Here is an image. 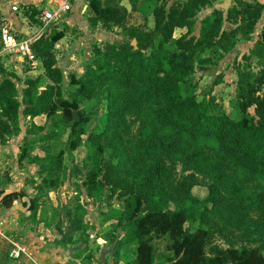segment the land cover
Listing matches in <instances>:
<instances>
[{"label": "trees", "instance_id": "16d2710c", "mask_svg": "<svg viewBox=\"0 0 264 264\" xmlns=\"http://www.w3.org/2000/svg\"><path fill=\"white\" fill-rule=\"evenodd\" d=\"M214 3L128 0L132 12L144 18V24L130 26L124 0H94L91 27L112 33L117 29L125 41L94 47L95 60L85 74L71 76L76 89L70 99L55 100L64 80L56 55V45L66 35L60 27H53L50 36L39 35L31 46L44 70L43 89V79L27 80L20 102L12 81L16 77L2 81L0 76V149L19 129L23 107V116L30 118L28 135L44 131L35 119L45 116L52 130L42 139L52 141L69 132V153L86 145L93 154L86 166L87 197L95 203L105 197L121 201V208L108 211L106 223L113 222L111 230L123 233L116 242V257L130 254L136 258L133 264H264V30L254 50L261 63L258 71L250 67V56L236 69L231 114L213 95L217 80L202 93L200 87L201 79L219 64L206 53H229L239 41H250L264 5L234 0L226 15L215 10L205 18L195 36L198 15ZM25 15L38 23L42 11L30 8ZM177 30L186 33L175 39ZM103 100L107 113L91 130L90 111ZM102 145L113 159L105 164L97 148ZM46 152V157L30 162L40 167L41 183L32 180L37 192L59 189L67 175L66 152ZM29 157L30 151L23 149L21 168ZM177 164L191 172L178 184L173 177ZM198 176L208 182L204 200L192 192L203 186ZM3 186L0 180L3 209L29 196L26 191L4 196ZM39 206L34 197L29 206L33 220ZM86 213L81 204L68 210L70 234H62L63 245L72 243L71 233L86 230ZM213 219L245 229L239 238L246 245L232 242L227 249L208 252ZM195 225V231L190 229ZM155 238L168 240L171 256L156 254Z\"/></svg>", "mask_w": 264, "mask_h": 264}, {"label": "rangeland", "instance_id": "374dc122", "mask_svg": "<svg viewBox=\"0 0 264 264\" xmlns=\"http://www.w3.org/2000/svg\"><path fill=\"white\" fill-rule=\"evenodd\" d=\"M233 1L234 0H215L213 7L204 9L197 17V26L194 30V35L197 37L199 36L202 21L208 16H210L215 10L223 11L226 15L231 7L230 4H232ZM124 6L129 11L128 22L130 26L144 24V18L141 17L139 14L132 12V8L128 4V0H124ZM39 22L42 25L41 17L39 18ZM261 25L262 23L260 24V26ZM149 26L153 27L152 19H149ZM185 33L186 30H177L175 33V39H178ZM117 34L119 39L117 40L116 38L112 37L111 43H124L125 40L122 36L121 31L119 32L117 30ZM261 34V28L258 27L256 28L255 33L253 34L252 39L250 41H239V43L236 44L234 50H232L231 52L225 53L221 49H215L212 52H207L205 55V57L207 56L217 59L219 64L216 68L210 69L209 73L201 79V93L203 92V90H207L206 86H210L214 80H217L220 85H218V87L214 89L213 95L220 100L222 106L225 107L229 114L232 113L230 104L231 102H234L236 100V89L238 82L236 69L239 67V65L241 66L245 64L243 58L245 56L251 57L249 65L253 71H258V69L260 68L261 63L256 56V51L254 50L257 46V42L261 38ZM20 41L24 40L20 39ZM102 45L103 43H98V45H95V47ZM94 60L95 57H92L91 63L84 66L83 74L87 71V68L93 63ZM29 62L33 63L32 61ZM39 68L41 69V73L32 76L33 78L43 79L41 87L43 89L45 86L44 84L46 82V79L43 77V75H41L43 74L42 68ZM83 74L81 73V75L75 76L77 78H80ZM71 76H69L64 81L62 87L57 91L55 96L56 101L70 99V94L76 89V87L71 84ZM18 89L19 93L21 94L22 90L24 89V86L20 84L18 85ZM83 107L85 108V105ZM23 110L24 107L21 108L20 112L21 116L19 129L15 130L16 133L9 138V143L11 144L10 147L13 146L15 152L13 153L12 158H10L12 162H8L9 165L6 169L7 175L9 176V173L14 171V168H17V160L19 159L22 150L26 148L28 151H30V157L27 158L25 162L26 166L24 168V172H26L27 175H21L24 181L23 179L19 180L18 178L20 177L17 176L19 182H22L23 185H25L23 191L29 193L28 197L18 200L20 204L19 207H21L20 213L23 216L19 217L22 223L25 224L26 221H28L27 223L29 224V226L32 227L34 232L36 231L34 235H36L37 232H45L46 235L43 236H48L46 241L48 245L51 246V248L56 250H59V248H61L64 252H67L68 254L66 253L63 255V258L67 260V264H133L136 258L130 254L125 255L124 252H122L119 258L116 257V242L119 236H122L123 233L121 232V230H118L117 232L111 230L110 225L114 224L113 222L106 223L108 211L112 208H121V201L116 199L110 201L109 197H105L102 202L95 203L87 197L84 188V182L87 174L86 166L88 165V162H90L89 159L91 157L92 151L86 145H82L78 149V151L74 153H69L67 151L69 132L60 134V136H58L52 141L42 139L44 135L50 133L52 130L51 120L47 119L45 116L38 118L36 119L37 121H35L37 125L43 127L44 131L40 135H28V130L30 129L31 125H29L28 123L29 120L27 121V119L22 115ZM106 113V102L103 100L100 106L94 107L92 111H90L91 130L95 129L99 125V119L103 117ZM132 120L133 119H130L129 123L132 124ZM86 140L87 137L84 138V141ZM97 148L100 150L101 156H103L100 157L102 164H105L110 159H112V154L106 150L105 146L102 145ZM48 149H50L52 154H56L59 151L66 152V179L63 186L59 189H47L41 192H37L33 188L32 180H37L38 183H41V179L37 175L40 167L39 165L32 164L30 162L35 157H46V151ZM13 164L15 167H13ZM76 169L80 171V174L77 173ZM175 169L176 171L173 174V177L175 179L176 184L182 182L183 176L186 177L191 174V172H183L180 164H177ZM0 173H4V170L1 169ZM198 178L201 184H203V186L195 187L192 192L195 197L200 200H204L208 196V189L205 187L204 184H207L208 182H206L205 180H203V178L199 176ZM34 197L39 199L40 205L37 220H33L31 213L28 211V208ZM77 204L83 205L86 209L87 213L84 220L86 230L81 233H71L70 236L72 237V243L70 245L65 246L63 245L64 239L62 238V234H70V225L67 217V212L69 209L74 208ZM26 214L28 215L27 218ZM254 217V220H257V217L255 215ZM17 227L19 228L18 224L14 226V228ZM196 228L197 225L191 227L190 229L195 231ZM211 232L212 239L208 247V252H210V250L213 248L227 249L232 242L236 243V247L246 245V243L239 238L243 235L244 232H246L245 229L240 230L237 228H230L229 226H226L222 221L218 219H213V227L211 229ZM9 237H12V242H20L18 237H14L10 234ZM255 240H257V237H255ZM167 244L168 240H166L165 238H155L153 240V245L155 247L156 254H164L167 256H171V254L166 249ZM11 248L12 244L6 241V243L4 244V251L2 252L3 258H6V262L3 261L1 264H8V262H11L12 264L16 263L12 262L9 258ZM67 257L69 258L67 259Z\"/></svg>", "mask_w": 264, "mask_h": 264}, {"label": "crops", "instance_id": "0c3cea01", "mask_svg": "<svg viewBox=\"0 0 264 264\" xmlns=\"http://www.w3.org/2000/svg\"><path fill=\"white\" fill-rule=\"evenodd\" d=\"M93 1L94 0H75L71 13L65 16L62 22L56 23L49 28H43L44 25H41L40 22H30L25 13L30 8H35L42 12L46 10L51 11L57 7L56 0H0V29L5 25L12 26L13 33L17 36L18 40H34L43 33H48V36H50V31L52 32L53 27H60L61 30L65 29V38L56 45L57 67L63 73L64 83V81L71 75H77L78 73H80L78 75H81V73L83 74L84 66L90 64L92 61V52L95 45H98V43L114 44L111 43V38L114 37L117 40L119 39L117 36V29L112 33L101 28L95 30L91 27L89 16L94 12L92 8ZM246 1L249 3L253 1L259 2L264 5V0ZM230 5L232 6V4ZM14 7L18 8L17 12L13 10ZM261 23L262 25L260 26ZM258 27L261 28L262 33L264 30L263 14L262 19L257 25V28ZM0 65L3 71L0 72L1 80L3 81L15 76L16 79L14 78L12 81L17 85V88L18 85L22 84L24 89L26 88V81L37 79L33 78L32 75L40 74L41 69L39 67L42 68L41 62L38 59L33 63H30L28 59H24L21 56H10L5 52L1 41ZM22 93H19L20 102H22ZM27 119L30 120V118ZM35 121L37 120L35 119ZM10 145L11 144L8 142L0 149V170L3 169L4 173L6 172L5 175L4 173H0V180L4 184L3 188L5 189L4 196L23 192L25 185H23L22 182H19V180L23 179L21 175H27L26 172H24L25 167L21 168L19 166V159H15L17 160V168H14V171L10 172L9 176L7 175L6 169L9 165L8 162L11 161L10 158H12L13 153L15 152L14 147H10ZM13 167H15L14 164ZM17 176L20 177L18 178L19 180L17 179ZM19 206V202L16 201L11 209H3L0 207V264L3 261L6 262V258H3L2 253L4 251V244L6 241L8 243L12 242V237L10 238L9 234L18 237L20 240L19 244L27 252V255L21 262H16L14 264H32V261H35L38 264H67V260L63 258V255L67 252H64L61 248H59V250L51 248L46 241L48 236H43L46 235L45 232H37V234L34 235L36 231H33L32 227L27 223L28 221H26V225L22 223L19 217L23 216L20 213L21 207ZM16 214L21 216H17ZM27 217L28 215L26 214V218ZM17 224L19 225V228H14ZM68 258L69 257H67V259ZM8 264L12 263L8 262Z\"/></svg>", "mask_w": 264, "mask_h": 264}, {"label": "built area", "instance_id": "2783aa9c", "mask_svg": "<svg viewBox=\"0 0 264 264\" xmlns=\"http://www.w3.org/2000/svg\"><path fill=\"white\" fill-rule=\"evenodd\" d=\"M75 0H56L57 7L51 11L46 10L42 12L41 22L44 28H49L62 20L71 13ZM15 12L18 8L14 7ZM0 41L3 44L4 50L10 56H21L29 61H36V57L32 52L33 40H18L17 36L13 33L12 26L5 25L0 29ZM1 112V110H0ZM12 248L9 253V258L12 262H21L27 255L26 250L16 242H11ZM32 264H38L32 261Z\"/></svg>", "mask_w": 264, "mask_h": 264}, {"label": "water", "instance_id": "95a60500", "mask_svg": "<svg viewBox=\"0 0 264 264\" xmlns=\"http://www.w3.org/2000/svg\"><path fill=\"white\" fill-rule=\"evenodd\" d=\"M50 33H51V31H50ZM133 46L137 49V43L135 41L133 42Z\"/></svg>", "mask_w": 264, "mask_h": 264}]
</instances>
